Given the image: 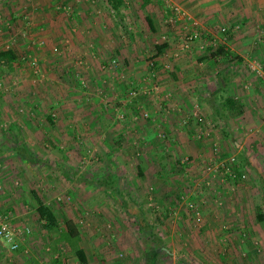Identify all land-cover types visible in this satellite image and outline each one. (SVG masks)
<instances>
[{
	"label": "crops",
	"instance_id": "obj_1",
	"mask_svg": "<svg viewBox=\"0 0 264 264\" xmlns=\"http://www.w3.org/2000/svg\"><path fill=\"white\" fill-rule=\"evenodd\" d=\"M170 1L151 0L142 6L137 0H126L127 11L132 9L137 16L131 14L129 19L121 11L123 22L119 26L126 28L125 24H130L124 23L127 19L135 30L134 36L130 33L132 42L125 43L112 24L114 16L95 0H2L0 8L6 6V11L23 20L0 21V52L11 45L17 58L16 49L25 48L23 57L37 60L38 68L40 62L45 77L40 79L39 75L38 83L29 79L25 70L24 80L21 77L13 86L16 93L0 91V171L27 144L42 146L48 137L57 145L62 143L60 148L68 144L77 152L86 150H78L80 145L74 140L84 142L82 148L93 152L127 154L129 148L139 149L144 139L150 143L166 132L180 140L178 146L184 152L205 153V144L194 139L198 110L210 121L230 123L232 130L238 131L234 137L245 136V144L252 142V136L264 135V79L260 75L264 70V0H176L185 17L176 15ZM137 3L141 6L134 8ZM147 17L153 20V29ZM222 27H227V33L221 32ZM191 30H197L201 37L186 51L183 37ZM69 40L71 45L65 47ZM153 43L166 46L157 52ZM221 46L232 55L215 54ZM91 51L99 57L116 55L119 63L107 73L94 58L78 71L76 58ZM15 60L7 62L12 71L18 69H13ZM78 76L86 77L89 91L75 87ZM55 81L63 86L47 91ZM73 89L80 90L79 94ZM227 98L235 104L225 119L215 113L212 101ZM21 104L39 110L50 106L56 111L49 119L41 112L37 117L27 113L20 116L17 110ZM143 112L150 117L145 118ZM48 121L52 123L50 129L46 128ZM215 135L224 136L217 131ZM22 137L26 141L23 144ZM152 143L147 144L151 153L158 148ZM235 144L239 146V142ZM1 181L7 182L0 173ZM2 254L16 256L11 264H53L39 257L31 259L20 251H0ZM88 258L86 264H102L91 260L89 254ZM79 262L76 259L73 263Z\"/></svg>",
	"mask_w": 264,
	"mask_h": 264
},
{
	"label": "rangeland",
	"instance_id": "obj_2",
	"mask_svg": "<svg viewBox=\"0 0 264 264\" xmlns=\"http://www.w3.org/2000/svg\"><path fill=\"white\" fill-rule=\"evenodd\" d=\"M5 7L1 5L0 21L23 20ZM127 9L125 4L122 11L129 19L131 14L137 16ZM113 19L119 36L126 39L125 43L132 42V21L126 19L124 23L130 24H125V28ZM6 29L7 26L4 33ZM71 43L69 40L65 47ZM157 45L153 43L155 50ZM23 49H16L20 55L15 60L16 71L0 59V91L4 93H16L13 86L21 77L24 80L25 70L30 73L29 79L40 83L41 63L37 70L33 60L23 57ZM91 59L98 60L100 69L107 73L111 70H104V64L115 59L114 70L119 63L116 55L99 57L91 51L76 58L75 68L80 71L91 64ZM43 77L45 74L40 79ZM79 77L75 87L89 91L86 77ZM51 85L47 91L63 86L56 81ZM80 90L72 91L79 94ZM17 111L20 116L27 113L29 117L41 112L43 118L49 119L56 110L21 104ZM207 122L200 126L209 134L200 138L194 131L195 141L207 148L201 154L184 152L178 146L180 140L166 132L159 133L150 143L144 139L139 149L129 148L127 154L116 150L93 152L82 148L84 142L74 140L80 145L78 150H86L77 152L68 144L60 148L62 143L57 145L49 137L43 138L46 144L42 140V146H22L24 150L15 153L16 159H10L0 171L2 179L7 180L0 182V208L12 209L16 224L33 228L34 237L26 241L20 252L31 259L39 257L52 262L58 257L61 264H74L76 257L71 249L57 240L64 221L72 218L80 226L82 246L90 259L102 264H264V220L258 218L264 214V135L260 132V138L252 136V142L245 144V136L234 137L238 131L234 132L230 123ZM51 124L48 121L46 128L50 129ZM216 131L224 136L217 138ZM24 139L20 138V143H25ZM152 142L158 144L153 153ZM147 144H151L149 148ZM105 177H111L114 187L99 183ZM37 196L55 211L59 228L46 229L37 219ZM0 256V264H11L16 257Z\"/></svg>",
	"mask_w": 264,
	"mask_h": 264
},
{
	"label": "trees",
	"instance_id": "obj_3",
	"mask_svg": "<svg viewBox=\"0 0 264 264\" xmlns=\"http://www.w3.org/2000/svg\"><path fill=\"white\" fill-rule=\"evenodd\" d=\"M105 7V9L115 17L119 21V23L123 22L122 15V7L125 6L126 0H98ZM141 3L142 6H147L151 3V0H137ZM147 21L150 27L153 29L154 24L153 20L150 17H147ZM166 46V44L157 45V52L162 51V49ZM215 54H229L228 51L224 49V47H219L215 52ZM0 59L5 60L7 62L13 61L16 59V55L12 50H5L0 52ZM216 100V99H214ZM233 100L227 98L224 101L216 102L212 101V107L215 113L221 118L228 119V110L229 108H234ZM25 164H28L25 160ZM111 178V177H110ZM105 177V180L100 181L99 183L102 185L114 187L112 184V179ZM38 205L36 207V216L40 222L43 223L44 228L46 229H55L59 228L60 221L55 213V211L49 205L45 204L38 196H37ZM261 221L264 220V214H260L258 217ZM59 242L66 244L77 260H79L82 264H86L89 261L88 254L85 248L82 246V232L78 223L72 219L68 218L64 221L62 230L60 231L59 237L57 238ZM53 264H61V260L56 257L53 259Z\"/></svg>",
	"mask_w": 264,
	"mask_h": 264
},
{
	"label": "built area",
	"instance_id": "obj_4",
	"mask_svg": "<svg viewBox=\"0 0 264 264\" xmlns=\"http://www.w3.org/2000/svg\"><path fill=\"white\" fill-rule=\"evenodd\" d=\"M169 6L176 13L177 16H186V14L181 10L179 4L176 0H171ZM239 28V25L236 26V29ZM227 27H222L221 32L227 33ZM201 35L197 30H191L186 33L183 37L182 47L184 50L188 51L192 48L195 40L200 39ZM11 46V45H10ZM10 46H7L6 49L9 50ZM27 58V57H25ZM114 63L116 60H111L108 64L103 65L104 70H112L114 68ZM33 64L38 70L37 60H33ZM261 77L264 79V70L260 72ZM0 86H2L0 84ZM133 96H136V91H132ZM143 116L148 118L150 114L148 112H143ZM196 122L198 129L196 132L201 138L205 134H209L208 131H204L200 125H205L207 118L204 113H201L200 110L196 112ZM208 123V122H207ZM234 160V158L232 159ZM232 174V173H231ZM233 176H236L233 174ZM2 186H0V189ZM16 215L10 208H0V251H6L8 253H15L22 249V245L26 243L27 240L32 238L33 228L29 225L16 224L14 221Z\"/></svg>",
	"mask_w": 264,
	"mask_h": 264
}]
</instances>
